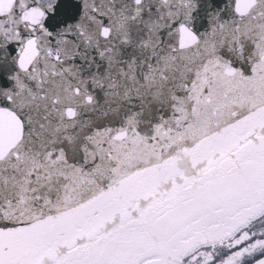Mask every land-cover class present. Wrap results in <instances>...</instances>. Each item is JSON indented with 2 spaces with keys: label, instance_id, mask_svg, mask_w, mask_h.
I'll use <instances>...</instances> for the list:
<instances>
[{
  "label": "snow or ice",
  "instance_id": "snow-or-ice-1",
  "mask_svg": "<svg viewBox=\"0 0 264 264\" xmlns=\"http://www.w3.org/2000/svg\"><path fill=\"white\" fill-rule=\"evenodd\" d=\"M0 264H264V0H0Z\"/></svg>",
  "mask_w": 264,
  "mask_h": 264
}]
</instances>
